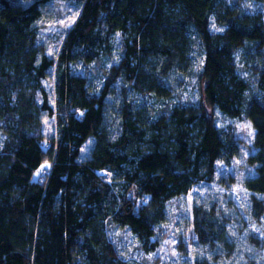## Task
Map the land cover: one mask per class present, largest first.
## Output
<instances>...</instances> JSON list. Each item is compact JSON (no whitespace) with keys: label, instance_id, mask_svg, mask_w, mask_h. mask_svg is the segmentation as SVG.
<instances>
[{"label":"trees","instance_id":"trees-1","mask_svg":"<svg viewBox=\"0 0 264 264\" xmlns=\"http://www.w3.org/2000/svg\"><path fill=\"white\" fill-rule=\"evenodd\" d=\"M63 1L78 14L49 54L39 39L52 0H0V264H124L112 226L155 251L168 203L213 182L217 163L238 153L234 128L218 126L205 104L254 130L242 185L259 218L262 12L243 0ZM104 60L113 61L100 88L75 70ZM186 77H196L199 98L177 97ZM45 118L55 121L50 136ZM226 225L215 207L193 208L196 243L217 250L193 264L231 258Z\"/></svg>","mask_w":264,"mask_h":264},{"label":"rangeland","instance_id":"rangeland-1","mask_svg":"<svg viewBox=\"0 0 264 264\" xmlns=\"http://www.w3.org/2000/svg\"><path fill=\"white\" fill-rule=\"evenodd\" d=\"M241 3L245 10L260 11L264 16V2L243 0ZM75 7L63 0H52L44 10L39 41L46 47L49 54L57 51L65 32L76 19L78 10ZM112 61L104 60L102 64L93 62L87 66L78 65L75 70L84 74L93 88H100L103 84V80H100L103 73L101 67L109 66ZM43 85L48 91H52L53 78L48 76L43 81ZM198 86L196 77L184 78L176 86L177 97L183 98V101L199 98L200 87ZM205 110L218 126L230 124L234 128L238 153L230 165L222 161L217 163L213 182L198 184L186 195L168 203V219L163 225L159 245L155 251H144L128 230L114 226L109 228V237L120 251L124 264H193L195 259H210L211 254L217 250L210 252L207 247H200L191 229L192 210L195 206H202L205 209L215 207L227 220V234L233 244V251L229 259L223 252L220 253L221 263L264 264V212L259 218L254 217L251 194L242 185V180L252 173L247 164V158L253 149L254 130L244 117L227 118L207 104H205ZM43 128L44 133L50 136L55 131V121L52 118H45ZM90 144L87 142L84 145L81 156L88 153ZM48 167L49 164L45 163L41 172L37 174V178H44L45 169ZM104 179L108 180L107 174ZM131 197L135 198L133 193Z\"/></svg>","mask_w":264,"mask_h":264}]
</instances>
